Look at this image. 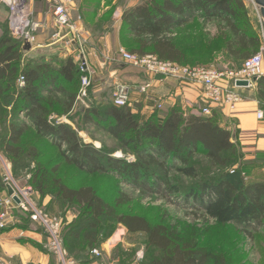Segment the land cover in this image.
Segmentation results:
<instances>
[{
	"label": "rangeland",
	"instance_id": "1",
	"mask_svg": "<svg viewBox=\"0 0 264 264\" xmlns=\"http://www.w3.org/2000/svg\"><path fill=\"white\" fill-rule=\"evenodd\" d=\"M74 1H77L74 7L75 15L88 22L87 27L94 30L95 36H101L114 28L111 24L113 8L104 10L102 16H98L99 9L102 6H111L114 0ZM141 1L138 0L139 3ZM28 12L35 20L41 21L42 25L36 33L35 47L28 52L22 49L23 71L34 69L40 64H51L54 68H59L68 54L76 55L75 48L74 51L67 49L62 45V40L54 37L59 29L54 24L53 8L49 0H29ZM198 14L187 24L174 29L171 34L185 55L184 62L209 63L220 68L239 66L240 63L234 61L224 51L226 39L230 36L226 22L220 19H205L201 12ZM1 37L12 42H23L22 38L11 33L9 10L4 4L0 5ZM120 40L125 49L138 47V43L128 31L123 30L120 33ZM75 58L78 60L77 56ZM95 81L96 84L100 83L97 78ZM80 85L79 80L68 82L62 77H57L56 73L53 76L44 73L40 81L31 84L27 80L23 85L17 77L0 83V177L4 174L3 164H10L12 173L21 185L36 188L32 181L37 172L47 170L49 178L52 179L54 169L57 168L58 172L55 175L67 185L71 187L90 185L111 207H115L118 198L126 199L120 206L115 207L116 214H140L152 222L164 221L179 229L194 228L199 232V238L204 246L223 254L225 264H264V218L262 225L255 223L244 225L236 222L220 225L205 216V212L200 209L201 199H196L192 195L193 189L198 185L205 182L215 183L223 177L234 181L242 179L245 183L264 182V168L261 167L264 164V157L256 163L244 161L237 149L235 152L227 153L229 162L223 166L212 164L200 151L189 160L190 165L195 166L198 171L197 177L183 175L179 171L183 165L178 160L159 158L160 164L151 166L153 172L151 177L139 183L119 175L107 161L105 171L92 173L80 170L66 158L69 155L66 144L59 147L52 138L37 133L32 120L34 110L43 108L47 110L50 122L70 125L77 131L82 143H91L102 151L104 161L109 156L130 161L136 159L135 154L129 149L121 148L118 140L108 131L110 119L104 114V105L113 102L112 95L109 101L94 99L95 96L92 97L90 93L88 99L81 101L77 98ZM31 87L37 89L40 99L37 105L31 101ZM95 89L92 93H99ZM73 95L75 99L71 105ZM93 110L97 113L90 121L86 120V113L91 115ZM15 123L25 124L27 129L20 142L19 154L13 155L4 150L3 140L10 126ZM173 185L177 186L178 191L170 189ZM207 199L208 197L204 200ZM32 201L44 214H47L44 210L46 209L53 214L51 217L58 218L61 223V240L63 236L72 258H82L85 252H90L86 249L84 239L75 238L69 232L70 228L77 226L80 228L87 224L88 217L84 208L63 202L55 196L51 185L48 186L45 195H41L35 189ZM23 211L32 214L30 208ZM29 215L26 214L27 217ZM68 216H71V221ZM122 227L123 225L117 223L111 216L102 218L96 229H89V232L97 231L93 247L101 251V245L106 244ZM147 237L145 232L127 234V239L133 243V247L126 253L130 261L136 260L137 251L140 250H143V260L140 264H150L158 257L157 250L147 247ZM118 250L120 252V249Z\"/></svg>",
	"mask_w": 264,
	"mask_h": 264
},
{
	"label": "trees",
	"instance_id": "2",
	"mask_svg": "<svg viewBox=\"0 0 264 264\" xmlns=\"http://www.w3.org/2000/svg\"><path fill=\"white\" fill-rule=\"evenodd\" d=\"M200 12L205 19H220L226 22L230 36L226 39L224 51L234 61L240 63L234 68L241 67L248 58L259 51L262 40L258 23L245 0H142L126 10L122 18L123 30L128 31L138 43L137 48L127 50L138 55L153 53L162 60L181 64L210 65L185 63L183 51L171 37L174 29L187 24ZM22 49V42L0 38V83L16 77L19 80L24 76L31 84L40 81L44 73L48 76L56 73L57 77H62L68 82L79 80L81 84L80 62L74 55L68 54L59 68H54L51 64H40L34 69L23 71ZM30 94L32 103L37 105L40 100L37 89L31 87ZM74 99L75 95L71 97V105ZM104 106V114L110 119L109 133L118 140L121 148L129 149L135 154V160L109 156L104 161L100 149L91 143H82L77 131L70 125L50 122L48 112L43 108L32 113L33 125L39 135L52 138L59 147L66 144L69 154L66 158L80 170L92 173L105 171L107 161L119 175L135 183L147 181L151 177L153 173L151 166L159 165V158L176 159L183 165L179 168L183 175L197 177L196 167L189 163L195 153L201 151L212 164L224 166L229 162L227 153L239 149L231 130L219 123L214 109L210 115L188 114L182 106L176 105L163 117L153 115L141 122L130 104L117 106L114 102H109ZM39 107L40 105L37 108ZM96 113V110H93L91 115L86 113V120L90 121ZM26 129L25 124L15 123L10 126L3 140L6 152L19 154L20 142ZM57 172L58 169L55 168L52 179L49 178L47 170L37 172L32 181L36 187L32 186L33 192L36 189L41 195H45L48 186L51 185L55 196L63 202L77 204L85 209L87 224L80 228L79 226L70 228L69 232L75 238L84 239L86 249L91 253L96 248L93 245L96 242L97 231L89 232V229H96L102 218L111 216L130 233H147V247L158 251V257L150 264H225L223 254L204 246L199 238V232L194 228L179 229L164 221L152 222L140 214H116L115 207L120 206L126 199L118 198L115 207H111L92 186L71 187L55 175ZM2 178L3 176L0 177V198L6 193V185ZM170 189L178 191L175 185ZM192 195L196 199H201L200 209L217 224L224 225L230 222L244 225L263 224L264 182L245 183L242 179L234 181L223 177L215 183L205 182L198 185L193 189ZM206 197L208 199L204 200ZM44 210L53 216L51 212ZM29 218L39 226L47 241L44 228L38 221L32 219V214ZM62 245L68 259L75 261L70 256L63 236Z\"/></svg>",
	"mask_w": 264,
	"mask_h": 264
},
{
	"label": "crops",
	"instance_id": "3",
	"mask_svg": "<svg viewBox=\"0 0 264 264\" xmlns=\"http://www.w3.org/2000/svg\"><path fill=\"white\" fill-rule=\"evenodd\" d=\"M76 2L74 1L71 15L83 33L90 65L96 71L89 92L92 97L95 96L94 99L110 101L113 87L121 83L129 87L130 105L141 122L153 115L163 117L176 105L182 106L188 114L201 113V108L208 103L204 100L199 85L160 77L153 78L143 70L121 60L119 49L125 48L120 40V33L123 30L122 18L126 10L139 3L138 0H114L111 6H102L105 9L100 8L98 16H102L104 10L113 8L111 24L114 28L101 36H95L94 30L87 27L88 22L75 15ZM245 2L258 23L262 40L260 48L264 47L261 17L254 3L248 0ZM71 51H74V47ZM78 51V47H75V56L78 55ZM96 78L100 81L98 85ZM147 82L152 84L146 94L139 88ZM94 89L99 93L93 94ZM238 91L244 96V100L237 104L234 111L215 105L213 109L219 123L231 130L242 159L256 163L264 157V119L257 117L258 111L264 112V77L257 80L253 86L240 87ZM158 102L163 104L161 109H157ZM261 167L264 168V164ZM26 214L29 215L16 207L12 211L8 227L0 229V258L6 260L8 264H55V255L46 247V238L42 230ZM68 219L71 221V216ZM129 233L125 226L119 228L106 244L101 245L100 256L85 252L84 257L74 258L75 264H140L143 260V250L137 251L135 261H130L127 257L126 253L133 247V243L127 239Z\"/></svg>",
	"mask_w": 264,
	"mask_h": 264
},
{
	"label": "built area",
	"instance_id": "4",
	"mask_svg": "<svg viewBox=\"0 0 264 264\" xmlns=\"http://www.w3.org/2000/svg\"><path fill=\"white\" fill-rule=\"evenodd\" d=\"M10 1V3H8ZM29 0H0L9 10V26L11 33L16 37L22 38V46L27 40L35 47L36 33L41 28L42 22L35 20L28 12ZM53 8V21L59 32L54 35L62 40V45L71 50L78 45L77 59L80 62L81 87L77 98L85 101L89 97L90 89L93 85V78L96 74L95 69L90 65V60L85 50V39L82 31L72 19L74 0H49ZM62 33V35H61ZM119 55L123 62L143 70L153 78L173 79L180 82H191L201 87L203 98L208 103L201 108L202 115H210L213 105L227 108L234 111L237 104L244 100V96L238 91L240 88L236 82L247 80L249 85L264 77V47L248 58L239 68L220 69L214 65H191L181 64L175 61L160 59L156 54L148 53L138 55L125 48L119 49ZM256 79V80H255ZM23 85L26 80L24 76L19 78ZM152 82L140 86V91L148 92ZM112 100L117 106L130 104L129 87L125 84H117L112 92ZM163 107L162 102L157 103V109ZM257 117L264 119V112L258 111ZM3 182L6 185L5 196L0 198V229L7 228L12 219V211L16 207L23 209L30 208L32 219L38 221L47 234L46 247L55 255V264H75V261L68 259L67 253L62 245L60 237L61 223L56 217L44 214L36 208L32 201L33 188L23 186L14 178L11 165L3 164ZM10 184L15 190L21 202L18 204L12 196L7 193V185ZM92 254L100 256L98 248L92 250ZM0 264H8L6 260L0 258Z\"/></svg>",
	"mask_w": 264,
	"mask_h": 264
},
{
	"label": "water",
	"instance_id": "5",
	"mask_svg": "<svg viewBox=\"0 0 264 264\" xmlns=\"http://www.w3.org/2000/svg\"><path fill=\"white\" fill-rule=\"evenodd\" d=\"M248 1L251 3H254L258 10L259 16L261 17V25H262V31H263V36H264V0H248ZM8 3H10V1H8ZM22 48L24 51L28 52L32 49V45L30 42L25 40ZM236 84L239 87H247L249 85V82L247 80H238ZM7 193L9 196L13 197L16 203L19 204L21 202L18 195L15 194V190L13 186L10 184L7 185Z\"/></svg>",
	"mask_w": 264,
	"mask_h": 264
}]
</instances>
